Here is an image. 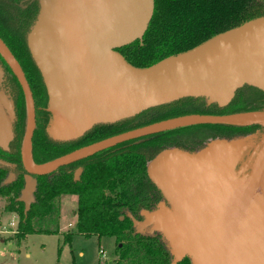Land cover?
I'll list each match as a JSON object with an SVG mask.
<instances>
[{"label": "water", "instance_id": "water-1", "mask_svg": "<svg viewBox=\"0 0 264 264\" xmlns=\"http://www.w3.org/2000/svg\"><path fill=\"white\" fill-rule=\"evenodd\" d=\"M36 1L38 11L26 41L45 84L50 110L56 111L55 139H75L97 124H111L185 97L225 106L243 85L264 88V15L140 68L129 64L116 48L142 38L153 14V0ZM0 53L16 67L1 41ZM18 78L24 82L19 71ZM23 85L29 114L20 152L24 184L17 200L23 203L24 214L34 201L36 176L107 147L192 124L264 126L263 112L185 114L109 136L37 165L31 158L32 100ZM14 116L11 101L0 91L2 150L13 135ZM228 140L213 139L194 152L166 148L148 162V176L164 201L154 210L142 211V220L132 221L138 231L151 226L150 232H161L175 260L187 255L191 264H264V165L260 194L246 210L231 222L218 217L226 164L241 138L232 148ZM0 164L7 162L0 159ZM256 164L257 160L241 179H248ZM78 174L79 169L75 177ZM9 182L7 178L3 184ZM221 225H226L223 232Z\"/></svg>", "mask_w": 264, "mask_h": 264}, {"label": "trees", "instance_id": "trees-1", "mask_svg": "<svg viewBox=\"0 0 264 264\" xmlns=\"http://www.w3.org/2000/svg\"><path fill=\"white\" fill-rule=\"evenodd\" d=\"M9 1V6H6L0 0V30L27 31L35 20L37 2L21 10L15 4L18 0ZM153 1V14L142 38L116 48L135 67L151 66L168 56L189 50L220 32L264 15V0ZM11 7H14V11L9 10ZM239 112L264 113V88L243 85L236 89L225 106L207 104L200 97L181 98L111 124H97L80 137L66 141L53 137L55 116L50 114L48 123H38L34 131L31 158L37 165L45 164L109 136L185 114ZM19 120L24 122L23 114ZM22 131L16 130L17 135L12 136L7 146L17 162V138L21 139ZM236 137H240L241 142L231 152L230 161L235 178H245L264 146V126L192 124L118 143L37 176L34 201L26 214L23 203L17 200L22 182L3 184L5 173L0 170V198L5 200L3 210L17 218L16 229L8 240L19 247L30 233L56 231L50 229L48 223L58 218L60 196L70 194L76 197L73 211L75 221L74 230L65 233V241H70L74 232L87 237L111 236L116 244L114 253L117 258L114 264H191V258L187 255L180 260L174 259L161 232H150L147 228L138 231L133 224L132 219H143L142 211L154 210L160 201H164L160 190L148 176V162L166 148L176 147L194 152L213 139ZM77 169L79 174L75 177Z\"/></svg>", "mask_w": 264, "mask_h": 264}, {"label": "rangeland", "instance_id": "rangeland-1", "mask_svg": "<svg viewBox=\"0 0 264 264\" xmlns=\"http://www.w3.org/2000/svg\"><path fill=\"white\" fill-rule=\"evenodd\" d=\"M129 51L130 49L126 52ZM239 138L227 139L230 141L231 148L237 144ZM232 140L233 144H231ZM256 146L257 144L254 145ZM256 160L257 168L253 170L248 179H236L230 160L226 164L225 192L218 217H225L228 222H231L243 213L248 204L260 194L259 176L264 165V146L259 150ZM4 204V198H0V264H114L113 261L117 258L114 253L116 244L111 236L91 235L87 237L74 232L70 241L64 240L65 233L68 230H74L73 211L76 207L74 195L60 196L58 218L48 223L49 228L56 231L30 233L19 247L13 241L8 240V236L16 229L17 218L13 213L3 210ZM11 221L14 225L9 224ZM145 228L148 231L152 229L151 226Z\"/></svg>", "mask_w": 264, "mask_h": 264}, {"label": "flooded vegetation", "instance_id": "flooded-vegetation-1", "mask_svg": "<svg viewBox=\"0 0 264 264\" xmlns=\"http://www.w3.org/2000/svg\"><path fill=\"white\" fill-rule=\"evenodd\" d=\"M3 1L6 3V6H9L10 4L9 0H3ZM35 1L36 0H32V1L18 0L15 1V4L16 6L20 7L21 10H24V8L28 6V4L32 5L33 2ZM13 8L11 7L9 10L14 11L12 10ZM22 18L23 16L21 17V19ZM30 27L28 28V30L30 29ZM28 30L24 32L23 31L20 32V30L11 31V32H8V30L7 31L0 30V41L11 54L12 58L16 62V67H17V69L15 66L11 67L7 62L6 58L3 57V55L0 53V91L4 92L7 95L13 106L15 116L12 125V131L14 137L15 135H17L15 134L16 130H23L21 139H19V137L17 138V144L19 145V162L13 160L14 157L10 154L8 148L6 150L0 149L2 152V153L0 152V159L7 162V164L5 165L0 164V170L4 171L5 173L2 183L4 180L9 178L10 179L9 183L22 182V187L24 184L25 170L21 163L20 152H21V147L23 144L25 132L27 129V121L29 114L28 113L29 106L26 99V94L24 91L23 84L25 83L32 100V107L34 113V129H33L32 137L34 131L37 128L38 123L43 121L44 124H47L50 114L52 116H56V111L50 110L49 98L45 84L42 80L40 71L38 70V67L33 61L27 46L26 35ZM18 71L21 74V77H23L24 82L18 78ZM22 114L25 117L24 122L23 120H19V118L22 117ZM32 137H31V145H32ZM4 152L6 153L4 154Z\"/></svg>", "mask_w": 264, "mask_h": 264}, {"label": "bare ground", "instance_id": "bare-ground-1", "mask_svg": "<svg viewBox=\"0 0 264 264\" xmlns=\"http://www.w3.org/2000/svg\"><path fill=\"white\" fill-rule=\"evenodd\" d=\"M225 227H226V225H221V226H220L219 229L221 230V232H223V229H222V228H225Z\"/></svg>", "mask_w": 264, "mask_h": 264}, {"label": "built area", "instance_id": "built-area-1", "mask_svg": "<svg viewBox=\"0 0 264 264\" xmlns=\"http://www.w3.org/2000/svg\"><path fill=\"white\" fill-rule=\"evenodd\" d=\"M10 225H14V222L13 221H11L10 223H9ZM13 232V231H12ZM103 253V252H102Z\"/></svg>", "mask_w": 264, "mask_h": 264}]
</instances>
